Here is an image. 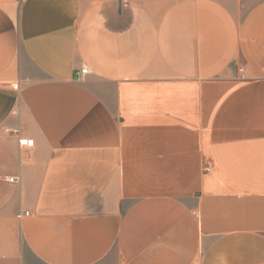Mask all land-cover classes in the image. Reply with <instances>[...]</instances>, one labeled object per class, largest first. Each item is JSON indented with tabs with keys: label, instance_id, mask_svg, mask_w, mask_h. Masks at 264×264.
<instances>
[{
	"label": "crops",
	"instance_id": "0c3cea01",
	"mask_svg": "<svg viewBox=\"0 0 264 264\" xmlns=\"http://www.w3.org/2000/svg\"><path fill=\"white\" fill-rule=\"evenodd\" d=\"M0 264H264V0H0Z\"/></svg>",
	"mask_w": 264,
	"mask_h": 264
},
{
	"label": "built area",
	"instance_id": "2783aa9c",
	"mask_svg": "<svg viewBox=\"0 0 264 264\" xmlns=\"http://www.w3.org/2000/svg\"><path fill=\"white\" fill-rule=\"evenodd\" d=\"M87 72L88 71H87L86 68H81L80 70H78L77 75H83V74H85ZM18 141H19V144L22 145V146H24V145H30L32 143V141L31 140H28V139H24V140L23 139H19ZM10 179L13 180L14 178H10ZM26 214H29V211H26L24 213V215H26Z\"/></svg>",
	"mask_w": 264,
	"mask_h": 264
},
{
	"label": "rangeland",
	"instance_id": "374dc122",
	"mask_svg": "<svg viewBox=\"0 0 264 264\" xmlns=\"http://www.w3.org/2000/svg\"><path fill=\"white\" fill-rule=\"evenodd\" d=\"M163 185H165V184L163 183Z\"/></svg>",
	"mask_w": 264,
	"mask_h": 264
}]
</instances>
